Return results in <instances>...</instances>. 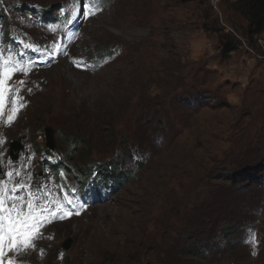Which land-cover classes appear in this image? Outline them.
Masks as SVG:
<instances>
[{"label": "rangeland", "instance_id": "rangeland-1", "mask_svg": "<svg viewBox=\"0 0 264 264\" xmlns=\"http://www.w3.org/2000/svg\"><path fill=\"white\" fill-rule=\"evenodd\" d=\"M0 6V56L28 68L0 114V189L72 213L6 261L264 264V34L225 0ZM112 161L114 185L95 168Z\"/></svg>", "mask_w": 264, "mask_h": 264}, {"label": "snow or ice", "instance_id": "snow-or-ice-1", "mask_svg": "<svg viewBox=\"0 0 264 264\" xmlns=\"http://www.w3.org/2000/svg\"><path fill=\"white\" fill-rule=\"evenodd\" d=\"M72 15L75 17L76 11H73ZM77 66L79 67V64ZM27 71L28 68L21 67L20 62L12 56L7 58L0 56V114L3 113L9 93L13 91L9 86V81L17 72L26 74ZM20 84L23 85L24 81L21 80ZM17 111L18 109L13 107L12 115L8 117L9 122L12 121ZM11 175L12 173H9V176ZM15 190V188L12 189V191ZM8 199L11 200V205L6 207L5 201ZM44 212H47L48 215H43ZM71 215L72 213L67 211L60 202L55 203L54 209L44 207L38 210L34 206L31 194L25 201L23 196L11 197L5 194L4 189H0V264H20L19 260L9 258L6 261L5 257H8L10 253L17 257H23L35 249V242L41 238L40 230L45 223H51L53 219L64 220Z\"/></svg>", "mask_w": 264, "mask_h": 264}, {"label": "trees", "instance_id": "trees-1", "mask_svg": "<svg viewBox=\"0 0 264 264\" xmlns=\"http://www.w3.org/2000/svg\"><path fill=\"white\" fill-rule=\"evenodd\" d=\"M225 2H228V9L235 15L239 16L242 21L247 24V27H240L239 30H242V33H244L248 42H256L257 38L264 34V0H225ZM0 14H4V12L0 10ZM229 36H225V39H227V41H225V47L228 54L237 51L239 46L242 45V43L233 42L230 39L232 38V34L230 35L229 33ZM76 145L77 144H75V146ZM49 150L50 149L47 145L44 151L50 153ZM112 163L114 165H112ZM123 166L124 162L120 163L118 161L116 163L115 161H112L109 164H102L100 166L95 164V168H103V171H101L106 175V182L109 184L113 182V185L116 184L117 175H119V170L123 169ZM53 168L56 170L58 167ZM195 251L192 250L193 254H195Z\"/></svg>", "mask_w": 264, "mask_h": 264}, {"label": "water", "instance_id": "water-1", "mask_svg": "<svg viewBox=\"0 0 264 264\" xmlns=\"http://www.w3.org/2000/svg\"><path fill=\"white\" fill-rule=\"evenodd\" d=\"M48 137L50 140V144L48 145V147L50 149L54 150L55 146H54L53 141H52V139H53V132L52 131L49 132ZM21 151H23V147H22L21 143L14 144V147H13L12 153H11L12 159L17 160L18 155L20 154Z\"/></svg>", "mask_w": 264, "mask_h": 264}]
</instances>
